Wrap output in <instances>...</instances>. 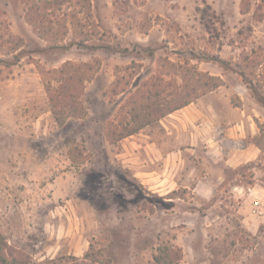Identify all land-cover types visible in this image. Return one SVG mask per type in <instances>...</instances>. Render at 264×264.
<instances>
[{"label":"rangeland","instance_id":"1","mask_svg":"<svg viewBox=\"0 0 264 264\" xmlns=\"http://www.w3.org/2000/svg\"><path fill=\"white\" fill-rule=\"evenodd\" d=\"M30 1L0 0L1 48L12 35L26 51L0 63V234L19 259L9 264H264V106L237 65L247 57L264 93V0H62L48 11V41L68 26L58 48L27 21ZM83 37L115 49L67 45ZM161 58L224 84L111 142L128 92L165 73ZM66 60L96 70L86 114L58 125L36 65Z\"/></svg>","mask_w":264,"mask_h":264},{"label":"trees","instance_id":"2","mask_svg":"<svg viewBox=\"0 0 264 264\" xmlns=\"http://www.w3.org/2000/svg\"><path fill=\"white\" fill-rule=\"evenodd\" d=\"M62 0H31L26 9V18L37 35L47 41V47H64L66 44L61 42L68 32V26L65 22L61 28L54 30L59 36L57 39L48 41V33L54 29L53 21L48 17L49 9H60ZM56 36V37H57ZM88 38L83 37L79 40L70 41L69 44H76L79 47L115 49L110 44L99 42L97 44H88ZM8 44L1 48L0 53L7 58H0V63L10 66L16 63L20 56L25 54L23 41L21 38L9 36ZM247 57L242 56L241 62L237 63L239 74L249 85L251 93L256 101L264 106V93L246 77L243 61ZM163 66L167 69L165 73L155 77L142 80L134 89L128 92V96L120 106L123 113V119L117 124L111 123L107 132L108 139L113 142L124 137L130 136L146 125L155 122L162 117L180 109L198 96L213 90L224 84L221 77L211 75L208 72L198 70L188 61L176 63L167 58H161ZM224 63L223 60H219ZM165 62V63H164ZM41 77L42 84L50 106L51 114L58 125H63L72 118H80L86 114V108L82 102L81 95L84 89V83L90 79L96 70L92 62H74L66 60L58 67L45 68L39 63L36 65ZM164 76L168 77L167 85L171 90L166 91ZM119 79L116 78L110 90L113 94L119 93ZM124 91V90H120ZM255 124L260 132L264 131V123L255 119ZM119 126V128H112ZM18 252L9 247L5 238L0 234V264L17 263Z\"/></svg>","mask_w":264,"mask_h":264},{"label":"crops","instance_id":"3","mask_svg":"<svg viewBox=\"0 0 264 264\" xmlns=\"http://www.w3.org/2000/svg\"><path fill=\"white\" fill-rule=\"evenodd\" d=\"M189 105H187V106H184L183 108H180V109H177V111L179 110V111H182V110H184V109H187V107H188ZM166 159V158H165ZM170 162H171V160H170V155H169V161L167 162V161H165V164H167V163H169V165H170ZM225 163H229V161H227V160H225ZM166 170L168 171V168L165 166V172H166ZM154 172H156V171H154ZM169 182H170V185H172V182L170 181V180H167V184H169ZM166 184V185H167ZM168 187H170V186H168ZM193 189H195V188H197L196 187V185H194V187H192ZM169 189H172V188H169Z\"/></svg>","mask_w":264,"mask_h":264},{"label":"built area","instance_id":"4","mask_svg":"<svg viewBox=\"0 0 264 264\" xmlns=\"http://www.w3.org/2000/svg\"><path fill=\"white\" fill-rule=\"evenodd\" d=\"M257 203H258V202H256V204H257ZM258 208H259V206H256V208H253L252 211H253L254 213L259 212V211H258Z\"/></svg>","mask_w":264,"mask_h":264}]
</instances>
